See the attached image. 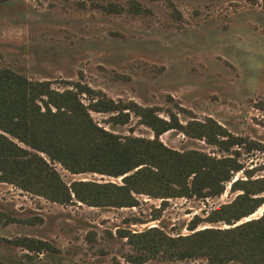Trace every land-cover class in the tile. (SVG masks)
Returning a JSON list of instances; mask_svg holds the SVG:
<instances>
[{
    "label": "rangeland",
    "instance_id": "rangeland-1",
    "mask_svg": "<svg viewBox=\"0 0 264 264\" xmlns=\"http://www.w3.org/2000/svg\"><path fill=\"white\" fill-rule=\"evenodd\" d=\"M114 1L119 11L102 7ZM0 0V67L31 79L50 80L62 90L75 81L115 100H133L182 122L211 116L231 133L264 143V0ZM90 94L80 93L83 102ZM92 118L120 136L153 137L152 129L129 111L124 123L109 112ZM168 146L211 155L232 154L204 138L171 128L159 135ZM238 159L253 176L264 175V152L244 145ZM62 179L121 182L97 171L72 173L53 161ZM245 176L242 169L232 179ZM238 190L229 181L214 196L154 197L139 194L133 206L60 203L0 181V264H210L204 256L179 259L164 252L131 262L137 252L123 234L156 226L170 235L188 233L195 214L205 216ZM263 206L248 217L257 216ZM246 219V218H244ZM243 220V219H242ZM241 221V220H240ZM203 225L228 226L221 221ZM22 236L46 240L29 250ZM225 264H243L230 260Z\"/></svg>",
    "mask_w": 264,
    "mask_h": 264
},
{
    "label": "trees",
    "instance_id": "trees-1",
    "mask_svg": "<svg viewBox=\"0 0 264 264\" xmlns=\"http://www.w3.org/2000/svg\"><path fill=\"white\" fill-rule=\"evenodd\" d=\"M119 11L114 1L102 4ZM129 9H142L130 0ZM62 90L50 80L31 79L10 68L0 67V181L43 195L60 203L79 201L92 206H133L139 194L169 196H214L229 181L238 192L211 208L205 216L195 214L188 233L170 235L156 226L123 235L137 251L128 253L131 262H141L158 252L184 259L204 256L210 264L240 260L243 264H264V175L253 176L244 168L234 145L264 152V143L231 133L211 116L182 122L176 113L165 118L154 107L133 100H115L79 81ZM89 93L85 103L80 93ZM264 112V98L257 102ZM90 110L109 112L114 123L139 116L154 135L120 136L99 125ZM176 128L193 137L204 138L232 154L215 156L203 150H178L166 145L159 135ZM53 161L72 173L97 171L121 176V182L73 179L65 182ZM242 169L244 177L232 179ZM263 206L257 216L248 217ZM246 218V219H244ZM243 219V220H242ZM241 220V221H240ZM221 221L228 226L203 225ZM29 250L44 249L48 242L22 236L15 240Z\"/></svg>",
    "mask_w": 264,
    "mask_h": 264
}]
</instances>
